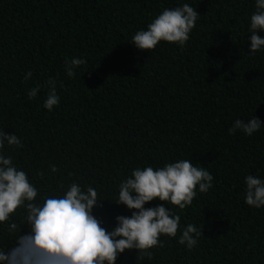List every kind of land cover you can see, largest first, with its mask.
<instances>
[{
  "label": "trees",
  "instance_id": "obj_1",
  "mask_svg": "<svg viewBox=\"0 0 264 264\" xmlns=\"http://www.w3.org/2000/svg\"><path fill=\"white\" fill-rule=\"evenodd\" d=\"M184 3L200 15L183 48H135L137 31ZM254 10V0H0V128L22 142L5 154L39 202L73 182L92 186L93 215L111 230L116 216L136 211L115 202L135 168L190 160L214 177L183 211L145 205L171 208L181 229L196 225V247L178 244V230L156 247L125 250L116 264H264V207L244 202L245 176L264 178V128L229 134L236 119L264 122V51L249 53ZM73 58L86 63L69 77ZM49 79L60 96L52 111L43 106ZM23 217L18 209L0 225V250L30 231Z\"/></svg>",
  "mask_w": 264,
  "mask_h": 264
},
{
  "label": "clouds",
  "instance_id": "obj_2",
  "mask_svg": "<svg viewBox=\"0 0 264 264\" xmlns=\"http://www.w3.org/2000/svg\"><path fill=\"white\" fill-rule=\"evenodd\" d=\"M255 10L250 17L248 32L249 53L264 51V0H254ZM199 13L188 3L165 8L132 37L136 49L152 50L160 42L176 44L183 48L195 28ZM86 61L73 58L67 63L69 77L77 75ZM28 72L25 80L31 76ZM48 93L44 99L45 109L52 111L60 103L55 82L49 79ZM39 86L28 92V98H35ZM264 128V122L253 116L247 121L236 119L229 134L238 130L252 136ZM22 147L21 139L14 133L8 135L0 128V225L10 221L18 209L24 213V221L30 231L20 235L16 246L0 250V264H116L118 255L125 250H147L161 243L160 237L177 238L178 244L191 251L199 243L200 229L194 224L180 228L181 216L162 204L145 208V205L159 200L178 206L180 211L191 206L199 193H206L213 187L214 177L204 167L195 166L190 160H176L165 163L155 170L153 167H137L131 176L118 186L117 204L129 210H136L130 216L115 217V226L108 230L93 215L98 205L97 190L92 186L82 187L73 182L62 194L41 196L29 179L28 173L5 154L11 149ZM53 173L58 169L50 166ZM244 202L251 208L264 207V178L247 175ZM198 189V192H197ZM9 232L17 225H7Z\"/></svg>",
  "mask_w": 264,
  "mask_h": 264
}]
</instances>
